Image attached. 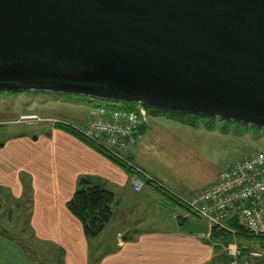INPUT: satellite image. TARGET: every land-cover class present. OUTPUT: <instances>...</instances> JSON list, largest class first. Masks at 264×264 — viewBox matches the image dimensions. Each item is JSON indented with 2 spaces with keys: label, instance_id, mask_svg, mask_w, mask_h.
I'll use <instances>...</instances> for the list:
<instances>
[{
  "label": "water",
  "instance_id": "95a60500",
  "mask_svg": "<svg viewBox=\"0 0 264 264\" xmlns=\"http://www.w3.org/2000/svg\"><path fill=\"white\" fill-rule=\"evenodd\" d=\"M0 89L264 129V0H0Z\"/></svg>",
  "mask_w": 264,
  "mask_h": 264
},
{
  "label": "crops",
  "instance_id": "0c3cea01",
  "mask_svg": "<svg viewBox=\"0 0 264 264\" xmlns=\"http://www.w3.org/2000/svg\"><path fill=\"white\" fill-rule=\"evenodd\" d=\"M147 127L146 122L145 128L137 133L136 144L123 152L127 161L119 159L122 162H118L109 154L82 145L79 139L58 128L54 122L47 135L51 144L45 148V154L50 153L48 168L44 167L39 173L38 164L34 165L35 169L32 167L35 193L29 223L32 235L38 239L34 248L39 253L43 250L42 243H46L54 250L56 264H220L222 248L217 249L216 242L210 239V231L189 232L179 220L187 218L185 226L208 223L201 218L194 221L190 211L168 204L155 186L177 198H187L186 192L191 196L198 189L164 183L141 165L146 163L143 155L149 149L153 133ZM40 133L42 135H35L36 139L45 135ZM56 135L62 145H56ZM78 150L86 156L83 163L90 164L89 167L82 170L78 165L68 171L69 164L66 168L60 167L65 174L59 176L58 152L65 153L69 160L70 151L77 160ZM0 153V156L6 154ZM130 167L132 171H129ZM219 174L204 188L217 182ZM81 175L92 176L87 177L91 184L100 185L115 196L110 222L92 240L86 237L82 223L66 205L76 191ZM8 176L0 173V185L12 186L14 195L21 196L22 183ZM136 178L144 182L140 191L134 187ZM23 246L22 241L0 240V264H41L40 260L29 256Z\"/></svg>",
  "mask_w": 264,
  "mask_h": 264
},
{
  "label": "rangeland",
  "instance_id": "374dc122",
  "mask_svg": "<svg viewBox=\"0 0 264 264\" xmlns=\"http://www.w3.org/2000/svg\"><path fill=\"white\" fill-rule=\"evenodd\" d=\"M110 104H113L112 100L63 93L41 94L32 91L29 94L9 97L0 94V124H3L0 126V152L6 153L5 156H0V173L8 176L9 172L8 177L22 183V195L19 197L14 195L12 186L0 185V240L22 241L29 256L40 260L41 264H56L54 250L48 244L42 243V253L34 248V243L37 247L38 239L32 235L33 230L29 223V212L33 210L35 193L34 165L38 164L39 173H42L44 167L48 168L47 157L50 153L45 154V148L51 144L47 135L55 120L71 124L86 137L83 129L86 127L91 107ZM122 105L135 110L147 107L142 103L122 102ZM147 118V130H152L153 133L148 144L149 149L143 155L146 163L144 161L141 165H144L149 174L167 184L199 191L229 164L264 146V129L246 123L217 119L215 127L207 129L203 124L198 127L185 125L167 118L164 114L149 115ZM40 132L45 135L36 139L35 135L37 137ZM74 136L82 145L86 144L98 151L89 141ZM56 137V145H62L58 135ZM78 151L77 160L70 151L69 160L65 153L58 152L59 176L65 174L62 168L69 164L68 171L76 169L78 165L82 170L89 167L90 164L83 163L86 156ZM83 177L93 178L81 175L79 180ZM185 196L190 195L186 192ZM191 216L192 220L200 221L201 217L194 214ZM232 242L241 248L243 261L264 264L262 238L240 236ZM228 244L221 245L223 253L220 264L228 263ZM251 252H257L260 256H252Z\"/></svg>",
  "mask_w": 264,
  "mask_h": 264
},
{
  "label": "built area",
  "instance_id": "2783aa9c",
  "mask_svg": "<svg viewBox=\"0 0 264 264\" xmlns=\"http://www.w3.org/2000/svg\"><path fill=\"white\" fill-rule=\"evenodd\" d=\"M147 117L144 107L135 110L113 101L91 107L83 133L116 158L127 161L123 152L136 144L137 133ZM143 184L141 179H134L135 190L140 191ZM181 200L210 227L226 228L227 221L235 218L251 234L264 235V146L229 164L214 184ZM226 254L227 264H251L243 261L241 248L235 242L226 246ZM251 254L260 256L257 252Z\"/></svg>",
  "mask_w": 264,
  "mask_h": 264
},
{
  "label": "trees",
  "instance_id": "16d2710c",
  "mask_svg": "<svg viewBox=\"0 0 264 264\" xmlns=\"http://www.w3.org/2000/svg\"><path fill=\"white\" fill-rule=\"evenodd\" d=\"M30 90H1L0 94L6 95L7 97L20 94H29ZM35 93L41 94H59L56 92H46V91H35ZM149 115L157 116L160 114L166 115L167 118L179 121L185 125L192 127H198L203 124L207 129H213L216 124L217 118L212 116H205L200 114L187 113L179 110H169L160 107H145ZM222 120V119H221ZM3 124H0V126ZM55 125L73 135L84 138L93 144L99 151L109 154L116 161L121 160L114 157L111 153L89 140L88 138L82 136V134L71 124L65 122L56 121ZM146 123H144L141 128H145ZM122 162V161H121ZM125 165V164H124ZM132 171V168H129ZM155 188L160 191L168 204L177 205L186 211H190L189 208L184 204L181 198H177L174 195L166 192L159 186ZM115 200L114 194L104 187L97 184H91L88 178H81L78 182V187L74 192L73 196L66 203L68 209L71 213L80 220L83 225V230L87 238L95 239L97 238L105 229L107 224L110 222L113 215V203ZM187 218H181L180 225L184 226L187 223ZM240 236L248 238H262L264 240V235H254L251 234L239 221L238 219H230L226 223V228L218 225H214L210 230V239L216 242L217 249L221 248L222 244H228L233 240H237Z\"/></svg>",
  "mask_w": 264,
  "mask_h": 264
}]
</instances>
